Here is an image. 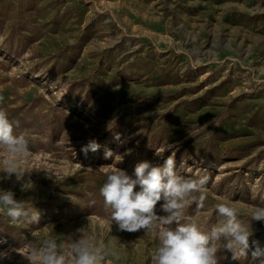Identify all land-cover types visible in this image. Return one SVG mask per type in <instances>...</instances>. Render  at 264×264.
Here are the masks:
<instances>
[{"label": "rangeland", "instance_id": "rangeland-1", "mask_svg": "<svg viewBox=\"0 0 264 264\" xmlns=\"http://www.w3.org/2000/svg\"><path fill=\"white\" fill-rule=\"evenodd\" d=\"M0 108L29 146L27 171L0 190L39 213L0 212V264H28L10 250L81 228L115 254L105 264H151L154 234L111 224L100 167L132 175L171 156L179 175L209 176L194 222L217 223L221 201L249 222L264 206V0H0ZM250 230L264 246V223ZM220 255L253 264L250 251Z\"/></svg>", "mask_w": 264, "mask_h": 264}, {"label": "clouds", "instance_id": "clouds-1", "mask_svg": "<svg viewBox=\"0 0 264 264\" xmlns=\"http://www.w3.org/2000/svg\"><path fill=\"white\" fill-rule=\"evenodd\" d=\"M18 121L9 119L0 108V179L19 180L27 171L20 165V158L29 155L28 142L23 134H16ZM119 140V136L116 137ZM98 144L90 140L83 149L95 151ZM113 156L106 150L105 158ZM105 179L99 188L109 220L119 231L154 234L156 246L150 256L151 264H221L231 253L232 260L247 258L249 251L253 264H264V246L251 240L250 222L264 223V206H254L249 222L240 218V210L229 202L214 205L218 222L209 228L194 222L188 207L195 203L197 211L204 208L207 174L185 178L176 171L175 161L169 156L162 164L149 161L138 163L132 175L120 168L100 167ZM30 182L23 185L24 189ZM139 190H136V189ZM94 203V201L92 202ZM159 204V213L157 205ZM0 212L16 220L29 217L37 222L39 213L25 201H18L10 190H0ZM62 242L52 236L25 242L22 247L11 249L25 257L28 264H105L111 249L98 243L91 236L77 230L74 236H64ZM23 249V250H21ZM9 257V250L0 252V260Z\"/></svg>", "mask_w": 264, "mask_h": 264}]
</instances>
